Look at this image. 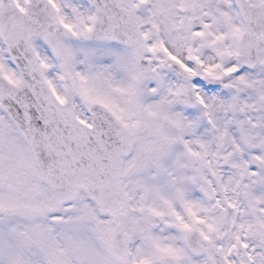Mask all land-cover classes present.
I'll list each match as a JSON object with an SVG mask.
<instances>
[{"label":"snow or ice","instance_id":"obj_1","mask_svg":"<svg viewBox=\"0 0 264 264\" xmlns=\"http://www.w3.org/2000/svg\"><path fill=\"white\" fill-rule=\"evenodd\" d=\"M0 264H264V0H0Z\"/></svg>","mask_w":264,"mask_h":264}]
</instances>
